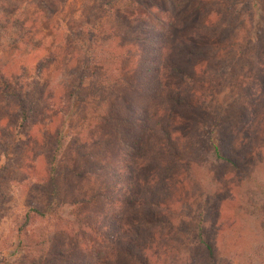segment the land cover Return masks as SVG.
Instances as JSON below:
<instances>
[{
    "label": "trees",
    "instance_id": "1",
    "mask_svg": "<svg viewBox=\"0 0 264 264\" xmlns=\"http://www.w3.org/2000/svg\"><path fill=\"white\" fill-rule=\"evenodd\" d=\"M12 1L0 0V41L19 23L6 9ZM166 2L152 9L153 0H97L96 17L68 27L53 21L54 11L45 16L53 45L27 82L16 79L29 74L26 65L11 75L0 65V116L12 108L27 132L61 114L51 136L48 200L26 214L25 225L54 222L38 244V264H234L219 245L226 225L222 187L200 196L191 190L197 170L205 167L208 179L226 186L225 164L249 173L246 157L258 155L264 85L242 87L248 102L237 133H224V116L208 107L206 94L228 77L230 61L264 78V0ZM37 3V15L45 13ZM68 42L76 46L73 69L64 59ZM63 66V91L53 100L45 78ZM74 108L85 130L65 156L63 133ZM240 134L247 142L237 148ZM257 209L264 219V200ZM262 237L242 264H264Z\"/></svg>",
    "mask_w": 264,
    "mask_h": 264
},
{
    "label": "rangeland",
    "instance_id": "2",
    "mask_svg": "<svg viewBox=\"0 0 264 264\" xmlns=\"http://www.w3.org/2000/svg\"><path fill=\"white\" fill-rule=\"evenodd\" d=\"M95 1L97 0H54L50 5L48 4L50 1L46 0L10 2L12 8L6 9L16 12L19 23L8 34L3 33V39L0 41L2 69L10 75L19 74L20 67L26 65L29 74L16 78L17 82L26 83V76L34 74L38 61L53 45L54 38L49 35L50 27L47 26L49 21L46 22L45 16H51V13L56 11V14L52 16L53 21L68 27L73 21L96 17L98 13L93 11ZM36 3L38 9L45 13L37 15L34 8ZM8 4L9 0L5 5L8 6ZM166 4V0H153L149 8L166 7ZM159 14L163 16L165 13ZM256 15L255 25L259 28L262 20L258 9H256ZM62 32V29H58V33ZM20 36H22L21 39H19ZM71 38H73L72 34L69 39L73 40ZM81 47L86 49L87 44L84 42ZM65 49L64 59L67 68L73 69L77 60L76 46L73 42H68ZM236 68L235 63L230 61L226 69L228 77H225L224 81L211 85L206 94L208 107H211L218 116L220 113L224 116V133H229V130L237 133V128L241 126L243 109L248 102L244 100L246 93H243L242 87L245 86L250 92V89L264 85L258 84V81L264 79L263 77H258L256 73L250 75L240 67L237 71ZM64 69V66L54 69L48 78L47 76L45 78L48 82L49 95L53 100L59 101L63 91L61 80ZM76 104H78L77 100L74 107ZM11 109L2 110L0 116V264H38L41 260L40 253H42L38 244L48 237L54 222L52 218H49L52 221L47 218H37L25 225L26 214L37 205H46L48 200V161L54 145L51 136L62 121L61 114L30 126L26 128L27 132H24V129L20 128V120ZM75 110L74 108L66 117L67 123L63 134L69 139L65 156H69L71 150H74L77 139L78 143H81L79 133L82 135V131L85 130L82 120L84 115L76 114ZM87 117L91 116L88 114ZM206 119L208 120L207 117ZM240 138L241 141L239 139L235 141L237 148L245 146L247 142L245 134H240ZM254 150L258 152V155L249 154L246 157L250 171L247 172L248 174H236L232 166L226 164L223 166L222 170L228 174L224 179L226 186H217L214 181L208 179L209 170L205 167L194 172L196 184L191 190L193 196H200L202 191L217 194L219 187H222L223 217L226 225H224L225 230L219 245L227 252L225 256L229 253L231 262L234 264H242L249 249L263 243L264 219L257 207L262 206L264 200L260 198L262 193L259 190L261 185L264 188V133ZM65 161L69 159L66 158ZM70 166L71 164L68 163L69 168ZM250 176L256 178L255 181L250 180ZM64 213L70 214L69 210H65ZM194 226L196 225L191 227ZM41 247H46V244L44 243Z\"/></svg>",
    "mask_w": 264,
    "mask_h": 264
}]
</instances>
